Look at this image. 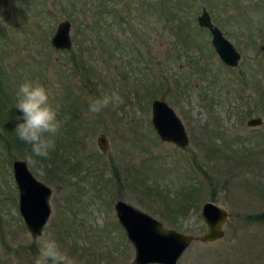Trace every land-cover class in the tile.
Here are the masks:
<instances>
[{"label": "rangeland", "instance_id": "374dc122", "mask_svg": "<svg viewBox=\"0 0 264 264\" xmlns=\"http://www.w3.org/2000/svg\"><path fill=\"white\" fill-rule=\"evenodd\" d=\"M201 7L239 52L236 66L220 62L209 30L197 24ZM65 18L68 50L50 44ZM71 53L91 69L72 68ZM0 74L14 104L25 78L42 83L59 105L62 131L73 115L62 84L80 98L81 126L60 135L77 171L23 158L51 189L39 235L54 236L75 264H131L133 246L116 219L115 199L194 236L174 264H264V222L245 218L264 210V0H0ZM154 75H162L156 85L163 86L151 95L144 86ZM113 90L122 104L88 113L90 98ZM153 98L174 109L187 145L158 137ZM249 117H261L259 125H246ZM98 135L106 137L104 150ZM5 157L0 150V264H35L38 246L18 211ZM206 200L229 217L220 238L202 242Z\"/></svg>", "mask_w": 264, "mask_h": 264}, {"label": "water", "instance_id": "95a60500", "mask_svg": "<svg viewBox=\"0 0 264 264\" xmlns=\"http://www.w3.org/2000/svg\"><path fill=\"white\" fill-rule=\"evenodd\" d=\"M199 26L206 27L210 32V42L220 62L234 67L240 59L231 42L223 36L218 27L212 23L209 13L201 7L196 15ZM70 22L61 19L57 22L50 37V44L57 49L68 50L72 41L69 33ZM150 120L158 137L170 141L179 147L188 143L185 127L174 109L162 98H153L150 103ZM261 117H249L246 125L258 126ZM97 145L104 150L106 137L97 136ZM11 177L17 189V207L23 223L34 238L41 234L43 225L50 214V187L36 178L28 167V160L15 158L10 163ZM113 209L116 219L123 228L126 238L133 246L131 264H174L181 252L191 243L194 236L173 227H167L148 212L123 199H115ZM200 215L204 222L203 231L197 235L202 242L220 238L224 223L229 214L224 207L212 200L204 201L200 206Z\"/></svg>", "mask_w": 264, "mask_h": 264}, {"label": "clouds", "instance_id": "9594fccd", "mask_svg": "<svg viewBox=\"0 0 264 264\" xmlns=\"http://www.w3.org/2000/svg\"><path fill=\"white\" fill-rule=\"evenodd\" d=\"M49 90L39 81L25 78L16 90L14 108L17 138L27 145L36 157L49 158L57 147V139L62 134V121L58 118L59 105L53 104ZM123 98L116 90L105 92L88 101V113L97 115L109 107H118ZM222 228V223L218 225ZM35 243L38 255L35 264H75L52 235H37Z\"/></svg>", "mask_w": 264, "mask_h": 264}, {"label": "trees", "instance_id": "16d2710c", "mask_svg": "<svg viewBox=\"0 0 264 264\" xmlns=\"http://www.w3.org/2000/svg\"><path fill=\"white\" fill-rule=\"evenodd\" d=\"M163 3V2H162ZM97 5L100 6V3H97ZM172 19H175V16L172 17ZM97 22H101L99 19ZM72 55L69 57L68 62L71 64L72 68L74 67H81L83 70L88 71L91 69L90 65H88L83 58H78L75 56V54L71 53ZM152 79L148 81L147 85L144 86L145 91L151 92V95H154L156 92V89L158 87L163 86V81L159 83V85H156V78H162V75L153 76ZM177 81V80H176ZM167 81H164L166 83ZM179 83V81H177ZM149 86V87H148ZM62 87L65 89V98L70 99V103H67L65 107L73 114L72 116H68L65 119V124L63 123V126L65 129L62 131V137L65 135H74L78 128L81 126V119L79 118V114L77 115L76 110L77 106L79 104L80 98L76 94V88L71 86V84L64 83L62 84ZM168 88V85H166ZM7 88L6 82H5V76L3 74H0V150L3 151L4 155L7 158V162L11 163V161L15 158H25L30 157L34 160H39L44 165L54 167L55 163H57V169L60 171H64L66 167L69 165V169L71 171L76 172L77 163L72 162L69 164L67 159L64 157V154L62 153V149L65 148L63 144H60L61 136L57 139V147L55 151H53L49 158H41L34 156L29 147L22 143L16 136L14 127H15V116L19 113L14 108V103L11 101L10 95L5 93ZM68 97V98H67ZM61 120V118H59ZM68 145L74 144L77 142L76 139L72 137H68ZM248 221L261 223L264 222V210L261 213H254L251 216L245 217Z\"/></svg>", "mask_w": 264, "mask_h": 264}, {"label": "flooded vegetation", "instance_id": "af4514ba", "mask_svg": "<svg viewBox=\"0 0 264 264\" xmlns=\"http://www.w3.org/2000/svg\"><path fill=\"white\" fill-rule=\"evenodd\" d=\"M254 65V64H253ZM249 69V68H248Z\"/></svg>", "mask_w": 264, "mask_h": 264}]
</instances>
